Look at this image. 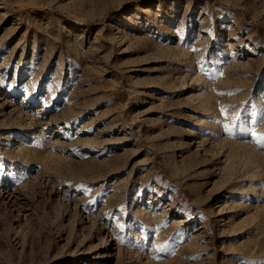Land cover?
I'll return each mask as SVG.
<instances>
[{
    "label": "rangeland",
    "instance_id": "obj_1",
    "mask_svg": "<svg viewBox=\"0 0 264 264\" xmlns=\"http://www.w3.org/2000/svg\"><path fill=\"white\" fill-rule=\"evenodd\" d=\"M1 63L0 264H264V0H0Z\"/></svg>",
    "mask_w": 264,
    "mask_h": 264
},
{
    "label": "snow or ice",
    "instance_id": "obj_2",
    "mask_svg": "<svg viewBox=\"0 0 264 264\" xmlns=\"http://www.w3.org/2000/svg\"><path fill=\"white\" fill-rule=\"evenodd\" d=\"M235 119H239V114H237L236 117H234V120ZM224 128H225V131L231 132V130H232L228 125H224ZM253 137H254V139H257V142H259V139H261V138H257L256 134L254 132H253ZM120 227L122 228L123 225H121Z\"/></svg>",
    "mask_w": 264,
    "mask_h": 264
},
{
    "label": "bare ground",
    "instance_id": "obj_3",
    "mask_svg": "<svg viewBox=\"0 0 264 264\" xmlns=\"http://www.w3.org/2000/svg\"><path fill=\"white\" fill-rule=\"evenodd\" d=\"M5 65L3 63L0 64V67H4ZM6 68V67H5ZM179 222H187L186 219L182 218L180 220H178Z\"/></svg>",
    "mask_w": 264,
    "mask_h": 264
}]
</instances>
